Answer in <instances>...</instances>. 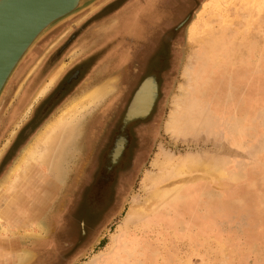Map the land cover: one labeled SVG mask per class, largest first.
I'll use <instances>...</instances> for the list:
<instances>
[{
    "label": "rangeland",
    "instance_id": "374dc122",
    "mask_svg": "<svg viewBox=\"0 0 264 264\" xmlns=\"http://www.w3.org/2000/svg\"><path fill=\"white\" fill-rule=\"evenodd\" d=\"M160 1L159 8L168 9V2ZM210 1L171 0V63L149 66L145 73L160 76L161 96L148 122L133 127L142 132L137 148L124 166L126 175L119 173L109 192L101 175H86L85 144L94 139L89 132L102 123L99 117L115 99L120 74L131 66L123 54L135 50V42L124 38L120 20L126 17L128 24L131 12L151 0H98L34 46L0 100V208L8 212L3 222L16 230L3 233L0 227V264H20L25 253L29 258L24 264H92L123 232L131 238L129 245L111 247L123 264H264V0ZM205 28L221 39V60L207 73L198 57L203 50L198 39L207 34ZM57 70L60 74L48 92L16 127L26 102ZM77 71L78 77L70 80ZM111 77H117L114 88L84 110L74 146L63 162L65 174L35 220L30 209L41 190L32 182L40 178L32 177L24 191L19 189L26 193L24 204L10 201L1 189L10 168L47 121ZM181 86L187 87L185 96L199 108L202 121L177 137L168 121ZM163 149L178 159L198 158L210 173L188 165L171 178L163 175L162 189L188 192V200L172 203L168 213L167 208L149 210L144 221L123 231L128 208L154 191L145 187V179L149 172H160L153 163ZM44 172L50 175V170ZM94 178L92 189L84 192ZM37 222L45 228L42 234L27 232L35 230Z\"/></svg>",
    "mask_w": 264,
    "mask_h": 264
},
{
    "label": "bare ground",
    "instance_id": "6f19581e",
    "mask_svg": "<svg viewBox=\"0 0 264 264\" xmlns=\"http://www.w3.org/2000/svg\"><path fill=\"white\" fill-rule=\"evenodd\" d=\"M207 7H210V5L208 4ZM132 24H133V19H131L129 23L126 24L128 27L127 28L128 30L131 29V27L133 26ZM205 32H207L206 28H205ZM198 37L199 36H197V38ZM201 37H203V39L199 37L200 39L198 40H200L199 42L201 43L203 50L198 52V57L204 62L203 69L205 73H207V71H209V68L211 67V64L217 62L218 60H221L220 59L221 55L219 54V48L221 46V39L220 37L216 36L214 33L210 31L207 32L206 35L201 36ZM193 38L196 39V35H193ZM190 68L191 66H187V71H191ZM32 70L33 69H31L29 73ZM59 74H60V70L55 71L45 82L42 83V85H40V87L34 93L32 98L28 102H26L27 104H25L24 109L22 110L20 116L18 117L15 123L16 127H18V125L21 124L20 123L21 119H23L26 114L28 115V113H30L29 111L32 109L34 102H36V100H38L40 96L44 95L46 91L49 89V87L52 86V84L55 82ZM116 78L117 77H111L106 82L104 83L102 82L103 84L97 86L94 90H92L93 89L92 88L91 92L82 93L80 96L76 97L73 101L67 104L63 109H61L55 117H53L52 119L47 121V123H45V125L41 128V130H39L38 134L35 136L32 142L24 149L23 153L20 155L15 165L12 168H10L11 169L10 174H8L7 179L4 181L1 187L2 190L4 188L5 192L8 193L10 201L21 200L20 202H22V200L26 198V193L23 192L24 191L23 189L27 186L28 183H30L29 179L34 177L36 180H38V178H40L36 183L32 182L33 186H36L41 190L40 193L39 194L37 193L38 195H35L34 199L32 200V205L30 209V215L35 220L39 214L38 212L42 213L49 197L57 189L59 181L63 178L65 174L63 162L64 160L66 161L71 151V148H73L74 146L72 142L75 141L77 132L80 129L79 127L80 120L82 119L81 117H83L84 115L83 113H85L84 110H86L87 108H90L91 105L93 106L94 103H96L98 100L105 97V95L114 88V83L116 82ZM186 88L187 87L185 86H181L180 89H181L182 94L177 95V97L175 98L174 106L176 109H174L171 112L169 121H168L169 131L170 132L172 131L174 133L176 132L177 137L178 135L185 136L188 133H191L192 129L196 128L197 126H200L201 124L200 122L202 121L199 119L200 116H198L199 108H195L194 105L191 104L192 102L190 100H187V97L185 96ZM194 119H195V122L192 121ZM13 133H14V130L12 134ZM199 155H201L200 152H199ZM208 157H211V155ZM39 164L43 165V169H41L42 167L40 169L38 168ZM188 165L194 166V167L195 166L201 167V165L198 162V158L196 157L194 158L193 156L192 157L189 156L183 159H178L175 155L167 152L166 149H163V152L161 151V153L157 155L153 163V166L157 167L160 170V172H158V174L156 175H153L149 172L145 179L146 180L145 187L153 186L154 191H152L150 195H148L149 196L148 199L147 197H145L146 199L144 198L145 199L144 202L135 200L134 204H132V206L128 208L129 210L127 211L125 215V221H124L125 223H124L122 230L125 231L124 228L126 227L128 228L129 225L135 223L138 220L142 221L143 219H145L149 210L158 209L157 211H159V210H162V208H167V213H168L171 210L172 203L176 204L179 201L186 202L190 196L188 192L187 194L181 195L177 189L163 190L164 187L162 189L160 185L161 183L160 180L163 175H166L168 176V178H171V175H174V173H179V170L182 171L183 168L189 169ZM179 166H181L180 169H179ZM44 168L46 171L50 170V175L44 172L45 171ZM65 168H67V166ZM200 169L203 172H209L208 169H202V167ZM38 173L39 175L42 173V175L39 176ZM216 173H217V170H216ZM173 182L174 181H172V184L175 185L174 184L175 182L174 183ZM20 188L23 191L19 193ZM149 200H154L153 201L154 203L153 204L151 203L150 206H148ZM1 208H0L1 232L6 233V232L11 231V227L10 225L8 226L3 222V219L5 218V216L6 217L8 216V212L7 210L6 211L3 209L1 210ZM7 209L9 210L10 208H7ZM38 222L35 225L36 226L35 230H28L27 232H32V233L36 232L37 234H42L41 230L44 231L45 228L41 225V223H38ZM13 231H16V230H13ZM127 234L128 233L123 232L120 238H114L111 246H109V250H107L109 252L105 253V251H102L99 254H97L98 257H96V259L93 261L92 264H123L122 263L123 261H121V257L116 254V251L113 252L114 249H112L111 247H114L117 244L119 245V243L121 244L128 243L131 238H129ZM27 257L28 255H26V253L25 255L23 254V256L21 254V258L19 257L18 262L20 264L21 263L24 264L25 262H27V259L29 258Z\"/></svg>",
    "mask_w": 264,
    "mask_h": 264
},
{
    "label": "flooded vegetation",
    "instance_id": "af4514ba",
    "mask_svg": "<svg viewBox=\"0 0 264 264\" xmlns=\"http://www.w3.org/2000/svg\"><path fill=\"white\" fill-rule=\"evenodd\" d=\"M166 1L168 9L159 8L160 0H151L145 7L142 5L143 9L131 12L134 27L130 30L127 29L126 17L120 20L119 30L124 33V38L135 42V50L123 54L131 66L120 74V89L107 110L100 113L102 116H97L102 123L89 132L94 139H88L85 144L84 171L89 178L101 175L105 182L104 190L108 192L119 173L120 177L126 175L124 166L137 148L142 132L141 127H136V131L133 127L154 114L161 96L160 76L154 72L145 73L149 66L171 63V0ZM127 33L131 35L127 36ZM77 77L78 71L69 79L74 81ZM137 99L139 106H136ZM89 181L92 184H85L84 192L92 189L95 178L93 182Z\"/></svg>",
    "mask_w": 264,
    "mask_h": 264
},
{
    "label": "water",
    "instance_id": "95a60500",
    "mask_svg": "<svg viewBox=\"0 0 264 264\" xmlns=\"http://www.w3.org/2000/svg\"><path fill=\"white\" fill-rule=\"evenodd\" d=\"M96 1L0 0V100L34 46Z\"/></svg>",
    "mask_w": 264,
    "mask_h": 264
}]
</instances>
